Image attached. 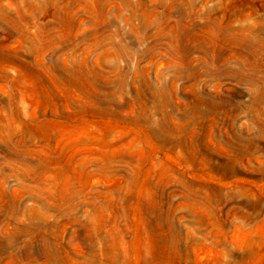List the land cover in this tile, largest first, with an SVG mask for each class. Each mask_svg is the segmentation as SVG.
I'll use <instances>...</instances> for the list:
<instances>
[{
  "label": "rangeland",
  "instance_id": "1",
  "mask_svg": "<svg viewBox=\"0 0 264 264\" xmlns=\"http://www.w3.org/2000/svg\"><path fill=\"white\" fill-rule=\"evenodd\" d=\"M0 264H264V0H0Z\"/></svg>",
  "mask_w": 264,
  "mask_h": 264
},
{
  "label": "bare ground",
  "instance_id": "2",
  "mask_svg": "<svg viewBox=\"0 0 264 264\" xmlns=\"http://www.w3.org/2000/svg\"><path fill=\"white\" fill-rule=\"evenodd\" d=\"M248 48V47H247ZM262 50V49H261ZM248 54V53H247ZM251 54V53H250ZM252 75V74H251Z\"/></svg>",
  "mask_w": 264,
  "mask_h": 264
}]
</instances>
